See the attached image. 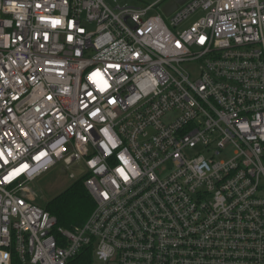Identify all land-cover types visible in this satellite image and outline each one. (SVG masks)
<instances>
[{
  "label": "built area",
  "instance_id": "built-area-1",
  "mask_svg": "<svg viewBox=\"0 0 264 264\" xmlns=\"http://www.w3.org/2000/svg\"><path fill=\"white\" fill-rule=\"evenodd\" d=\"M168 1L0 0V264H264V0Z\"/></svg>",
  "mask_w": 264,
  "mask_h": 264
},
{
  "label": "trees",
  "instance_id": "trees-1",
  "mask_svg": "<svg viewBox=\"0 0 264 264\" xmlns=\"http://www.w3.org/2000/svg\"><path fill=\"white\" fill-rule=\"evenodd\" d=\"M84 176L75 179L55 194L44 207L57 219V226L72 229L82 225L92 212L95 202L83 183ZM72 264H93L92 250L84 248Z\"/></svg>",
  "mask_w": 264,
  "mask_h": 264
},
{
  "label": "rangeland",
  "instance_id": "rangeland-1",
  "mask_svg": "<svg viewBox=\"0 0 264 264\" xmlns=\"http://www.w3.org/2000/svg\"><path fill=\"white\" fill-rule=\"evenodd\" d=\"M110 0L111 5L115 3L123 4H135L137 6H145L156 0ZM113 3V4H112ZM159 10H151L148 15H153ZM191 21V20H190ZM167 118V117H166ZM82 166L72 165L69 168L62 162L56 163L52 168L45 171L42 175L35 178L29 183L31 192L36 197L39 204L45 205L55 194L70 185L75 179L82 175ZM70 173H74L75 177H69ZM93 264H101L97 260H94Z\"/></svg>",
  "mask_w": 264,
  "mask_h": 264
},
{
  "label": "water",
  "instance_id": "water-1",
  "mask_svg": "<svg viewBox=\"0 0 264 264\" xmlns=\"http://www.w3.org/2000/svg\"><path fill=\"white\" fill-rule=\"evenodd\" d=\"M186 0H170L163 7L162 10L165 15H169L173 10H175L180 4L184 3Z\"/></svg>",
  "mask_w": 264,
  "mask_h": 264
}]
</instances>
